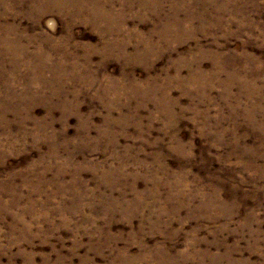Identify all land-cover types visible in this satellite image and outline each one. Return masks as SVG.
<instances>
[{
    "label": "rangeland",
    "instance_id": "1",
    "mask_svg": "<svg viewBox=\"0 0 264 264\" xmlns=\"http://www.w3.org/2000/svg\"><path fill=\"white\" fill-rule=\"evenodd\" d=\"M0 264H264V0H0Z\"/></svg>",
    "mask_w": 264,
    "mask_h": 264
}]
</instances>
